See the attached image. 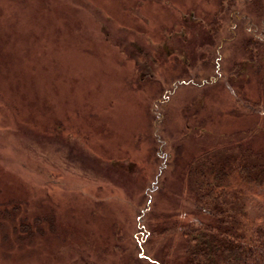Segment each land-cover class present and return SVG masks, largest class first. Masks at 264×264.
Wrapping results in <instances>:
<instances>
[{
    "label": "rangeland",
    "instance_id": "1",
    "mask_svg": "<svg viewBox=\"0 0 264 264\" xmlns=\"http://www.w3.org/2000/svg\"><path fill=\"white\" fill-rule=\"evenodd\" d=\"M220 3L0 0V264H182L188 163L264 151V52Z\"/></svg>",
    "mask_w": 264,
    "mask_h": 264
},
{
    "label": "trees",
    "instance_id": "2",
    "mask_svg": "<svg viewBox=\"0 0 264 264\" xmlns=\"http://www.w3.org/2000/svg\"><path fill=\"white\" fill-rule=\"evenodd\" d=\"M241 3L246 12L243 16L234 12ZM220 4L221 15L211 23L216 29L210 25L211 29L217 35L229 25L237 40L240 22H246L250 31H243L245 37L238 43L253 62L264 52V0H221ZM259 86L264 94V73ZM236 103L243 111L261 113L259 101L237 99ZM184 188L192 220L172 230L182 239V264H264L263 150L246 142L207 150L188 163ZM137 234L143 235V231ZM141 253L145 255L143 248ZM146 260L147 264H161L149 257Z\"/></svg>",
    "mask_w": 264,
    "mask_h": 264
}]
</instances>
